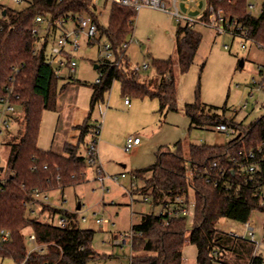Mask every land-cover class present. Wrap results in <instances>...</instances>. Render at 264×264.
Instances as JSON below:
<instances>
[{"label":"trees","instance_id":"obj_1","mask_svg":"<svg viewBox=\"0 0 264 264\" xmlns=\"http://www.w3.org/2000/svg\"><path fill=\"white\" fill-rule=\"evenodd\" d=\"M203 4L200 21H208L210 6L223 8L238 18L250 39L264 47V0L259 15L249 12L250 0H203ZM82 12L93 16L115 57L109 63L98 61L103 77L100 83L90 84L91 114L104 102L115 81L120 82L126 97H157L161 112L178 110L176 63L172 58L150 56L149 68L153 67L157 75L155 90L140 81V71L131 68L126 50L135 29L136 9L113 5L107 27L100 24L92 0L66 3L30 0L23 10H9L0 25L3 28L0 29V98L9 96L10 103L23 114L12 117V121L20 123V128L6 143L9 176L0 178V232L3 229L11 232L9 242L0 241V255L16 264H88L103 258L93 248L95 231L81 228L77 211L41 204L34 197L35 191L47 194L82 184L91 166L87 156L81 153L82 146L88 145L86 137L95 134V126L88 120L77 127L80 132L77 141L66 142L62 154L38 146L43 114L55 110L57 97L67 85L61 82L73 76L56 77L47 62L48 39L34 54L38 37L31 33L38 16L57 23L67 15ZM196 23H180L177 31V65L181 74L190 70L202 43ZM67 58L70 60L72 55L68 54ZM262 85L264 91V80ZM183 110L191 120V129L225 124L235 131L234 138L220 146L191 144L189 158L180 142L174 149L161 146L153 165L132 172L134 180L143 181L137 193L154 207L170 206L176 210V199L184 198L189 204L193 190L194 215L191 230L188 217L142 215L140 223L131 229L134 236L130 264H183L186 242L197 248V264H260L263 257L257 253L256 243L231 236L219 223L222 219L244 223L250 220L253 211L264 213V205L256 196L264 187V146L263 152L258 153L256 172L248 173L243 167L250 151H258L264 145V115L246 124L227 118L224 108L219 111L217 107L193 103L186 104ZM30 203L41 204L42 213L49 212L52 217H66V227L30 218ZM27 228L36 242L44 245L42 251L28 249L24 234Z\"/></svg>","mask_w":264,"mask_h":264},{"label":"rangeland","instance_id":"obj_2","mask_svg":"<svg viewBox=\"0 0 264 264\" xmlns=\"http://www.w3.org/2000/svg\"><path fill=\"white\" fill-rule=\"evenodd\" d=\"M6 1L14 10L19 11L25 9L30 0H24L22 4H15L11 0ZM163 1L166 3L168 12L150 7L138 10L134 33L128 39L126 54L132 69L141 67L144 62L151 64L150 56L157 59L172 58L175 61L174 75L177 84L178 110L161 112L160 101L157 97H126L122 94L120 82L115 81L110 91L105 94L104 102L95 107L92 117L88 120L91 123L98 118L96 123H101L103 129L107 111L117 113L125 107H133L130 115L119 116L116 123L117 128L111 129L112 139L115 142V147L111 151L105 146V152L100 153V144L104 140V131L101 129L97 151L99 163L104 171L103 185L96 173V167L90 166L86 173V180L82 184L55 189L48 193L50 203L64 210L72 211L79 204L82 205V209L78 211L80 226L83 229L95 231L93 248L103 256L102 259L90 261L88 264H130L131 244L114 245L113 237L118 234H130L132 226L140 223L142 215L159 213V207H153L137 193L143 181L133 180L132 177L133 171L149 167L156 162V151L159 147L174 149L175 145L180 142L184 147L185 156L189 158L191 144L220 146L229 143L234 138V134L219 132L215 127L191 129V120L183 110L186 104L198 103L208 107H217L219 111L224 108L227 118H233L235 121L246 124L264 115V91L259 89L262 79L259 69L264 68V49L251 41H246L247 47L242 49L240 38L218 33L199 19L196 20L195 28L202 34V43L190 70L181 74L177 65L176 41L179 25L180 23L185 24V20L179 22L169 13L174 10L172 0ZM250 3L256 6L252 13L259 15L263 0H250ZM95 4L100 24L107 27L113 4L107 0H97ZM178 9L185 13L182 5L178 6ZM80 40L81 48L75 52L78 66L73 76L76 80L86 82V84H95L99 77V70L95 69L99 60V45H91L85 36H81ZM100 42L105 44L106 39L102 38ZM225 45L231 46V49L227 50ZM241 61H243V66ZM140 81L147 83L152 90H155L157 75L154 68L141 70ZM90 91L89 87H82L78 103L81 116L86 113L85 108L88 111ZM126 98H129L131 103L127 106L125 105ZM245 104L246 107H244ZM0 111H2L1 105ZM22 114L23 112L20 111L19 115L22 116ZM43 116L45 124L49 127L52 124V112H45ZM10 117L11 115H8L7 119L10 120ZM0 129L4 130L5 127L0 124ZM49 132L50 129L47 128L44 139L50 138ZM124 134L139 135L143 140L141 150L125 151V144H121V137ZM4 138L5 135L0 134V168H5L3 172H0V177L7 178L9 169L7 150L3 146ZM92 140V135L86 137L87 144ZM86 149L87 145L82 146L81 153L85 157L87 156ZM121 174L125 177L122 178ZM114 176H118L119 181H114L112 179ZM132 180L136 182L133 187L131 186ZM190 199L194 204L193 190H190ZM35 208L34 214L29 212L30 218H37L42 222H54L48 212L41 213L39 206ZM193 215L194 205L188 216L189 230L193 226ZM82 217H86L87 222L80 220ZM97 219L103 220V223L97 224ZM250 221L255 224L254 241L257 253L262 255L264 261V213L253 211ZM219 227L223 231H228L230 227L243 230L241 223L228 219H222ZM24 234L26 245L31 250L33 248V244L29 241L32 234L31 229H25ZM196 257L197 248L190 242H186L183 250V264H197ZM0 264L16 263L13 259L3 258L0 255Z\"/></svg>","mask_w":264,"mask_h":264},{"label":"built area","instance_id":"obj_3","mask_svg":"<svg viewBox=\"0 0 264 264\" xmlns=\"http://www.w3.org/2000/svg\"><path fill=\"white\" fill-rule=\"evenodd\" d=\"M59 3H66L69 0H58ZM110 1L113 5H118L126 8H133L137 11L143 7H150L159 9L162 11H166V3L163 0H107ZM11 2L15 4H22L24 0H11ZM95 2L97 0H92V3L96 6ZM190 4L191 2H198V0H187ZM29 3V2H28ZM178 0H172L174 10L169 12L171 15L175 16L176 19L181 22L182 20L189 22H197L192 19H188L180 14L178 9ZM256 6L252 3L249 4L248 9L249 12L252 13ZM10 4L6 0H0V25L3 20L6 19L7 13L9 10H12ZM5 13V14H4ZM208 21H206V25L215 29L218 33L221 34H230L234 38H240L241 44L240 47L242 49H246V41H251L257 44V46L261 49H264L262 45L253 41L249 38L246 30L239 24L238 18L231 16L226 13L223 8L216 9L214 6H210L208 10ZM2 30V26H0ZM31 33L34 37H38L34 54H36L43 46V44L48 39V52H47V62L53 67L55 71V75L58 78H62L65 76H73L76 72L77 61L75 58V52L79 51L81 48V36H85L88 39V42L91 45L98 44L99 45V62L101 63H109L115 60L113 52L111 50V44L106 41L105 44H102L100 40L103 38L97 22L94 20L93 16L88 14L87 12H82L77 15H67L65 18H61L57 23H50L48 19L38 16L34 22V25L31 29ZM227 50L231 49V46L225 45ZM72 55V58L69 60L67 55ZM149 68V64L144 62L141 67H136V71L147 70ZM260 74L262 76L261 82L259 83V89L263 90L262 81L264 80V68L260 67ZM103 74L99 72V77L96 83H100L102 80ZM9 95H11V91H9ZM126 104H130L129 98L125 100ZM0 105L2 106L1 114V122L0 124L8 129L9 119H7L8 115H14L16 113V107L13 106L9 101V96L0 98ZM246 107V104L245 106ZM102 124L96 123L94 128V136L93 140L87 145V161L91 166L96 167V173L98 175L99 180L102 185L104 182V171L99 163L97 146L99 144V136L101 133ZM216 130L222 133L234 134L235 131L225 124H221L216 127ZM142 143V139L138 136H128L125 142V151L131 152L135 151ZM262 145L258 151H250L248 154V160L243 165L248 173H255L258 169L259 161H258V153L263 152ZM216 165V164H215ZM190 175H193V172H190ZM122 177H125L123 174ZM114 181H118L119 177H112ZM134 180V179H133ZM136 185V182L133 183V186ZM256 196L260 197L261 204L264 205V187L262 190L256 193ZM34 197L38 203L51 205L49 197L38 191H35ZM145 201H148L147 199ZM175 204L178 205V209H173L170 206H162L159 207L160 211L156 215H168L172 216H182L188 217L191 214V207L194 205L192 202L187 204L184 198H177ZM174 204V205H175ZM34 203H30L28 205L29 212L31 213V208ZM153 206V204H151ZM154 207V206H153ZM155 214V213H151ZM83 222H87L86 217H82ZM53 224L60 228L66 227L68 221L66 217L57 216V218L53 219ZM96 223L101 225L103 220L97 219ZM243 230L240 231L238 228L230 227L227 231L228 234L234 237H239L242 239H248L252 242H255V224L250 220L244 223H241ZM133 232L130 234H118L113 237V244L117 246H123L126 243L132 244L133 240ZM11 239V232L9 230H1L0 232V241L1 243H7ZM29 241L33 244V248L31 251H42L44 245L38 244L36 242V238L33 234L30 235ZM256 243V242H255ZM257 249V248H256ZM221 264V263H219ZM260 264H264L262 261Z\"/></svg>","mask_w":264,"mask_h":264},{"label":"crops","instance_id":"obj_4","mask_svg":"<svg viewBox=\"0 0 264 264\" xmlns=\"http://www.w3.org/2000/svg\"><path fill=\"white\" fill-rule=\"evenodd\" d=\"M178 1H179L178 6L182 5V10L185 12V13H182L180 11L181 15H183L184 17H186L188 19H192L195 21L200 19L203 8H204L203 0H198V2H196V3L191 2L190 4L187 2V0H178ZM182 1L184 3H182ZM83 83H86V82H81L79 80H76V78H74V76H73V79L67 78L61 82L62 85L63 84H67V85L63 89V91L59 94V96L57 97L55 110L45 111V112H52V117H51L52 124L49 126L50 128L48 127V125L45 124L44 116L42 119V124H41L39 139H38V146L40 148H42L44 150H50V151L57 153V154H62L64 151V146H65L66 142H68V141L76 142L77 141V138L80 134L77 127L79 125L84 124L87 120H89L92 117L90 103H91V97L93 94V89L89 84H83ZM83 86L89 87L91 90L89 92V95H90V102H89L90 112H89V108H88V111H87V108H85L86 113L83 114V116H81L79 114L78 103H79V97H80V94L82 92ZM125 105L127 106L129 104L125 103ZM132 109H133V107H125V108H123V110H120L117 113H111L110 111H107V113L105 115V123H104L103 129H102L104 131V133H103L104 134V138H103L104 140L100 144V153L105 152V146L110 151L113 149V147H115V142L112 139V132L113 131L111 129L117 128L116 123H117V120L120 118L119 116L130 115ZM19 112H20V110L17 109L14 116L19 115ZM90 114H91V116H90ZM87 115H88V117H87ZM14 116L12 115L10 117V120H9L10 126L8 129H4V130L0 129V134L5 135V138L3 139V146H5V148L7 150V160H8V156H9V148L6 145V143L8 141H11L13 139V137H15V135L17 134V132L19 131V128H20L19 122L12 121V119H13L12 117H14ZM81 121H83V122H81ZM94 121L95 122H91V123L89 122V124L91 126H95L96 122H98V118H96ZM46 123H47V120H46ZM47 128H48V130L50 129V132H49L50 138L44 139V134H45V131H47ZM131 135L132 134L122 135L121 144L124 145L127 137L131 136ZM134 136L140 137L139 135H134ZM142 147H143V140H142L141 145L135 150V152L141 150ZM123 167L125 168V165ZM3 169L5 170V168H3ZM3 171H0V172H3ZM121 175H123V174H121ZM0 178L3 179L2 177H0ZM122 178H124V177H122ZM133 183L134 182L132 180L131 181L132 187H133ZM48 193L46 194L47 196H48ZM36 206L40 207L41 213H42L41 204H34L31 208L32 209L31 213L34 214L36 212V208H35ZM51 206L62 209L61 207H58L56 205L51 204ZM81 209H82V205H81ZM75 211H77V208L75 210L70 211V212H75ZM44 213H47V212H44ZM48 214H49V212H48ZM77 214H78V218H79V213H77ZM57 216L52 217L50 215V217L52 219H55Z\"/></svg>","mask_w":264,"mask_h":264},{"label":"water","instance_id":"obj_5","mask_svg":"<svg viewBox=\"0 0 264 264\" xmlns=\"http://www.w3.org/2000/svg\"><path fill=\"white\" fill-rule=\"evenodd\" d=\"M5 14V13H4ZM241 65L243 66V61H241ZM99 68V66H98V64L97 65H95V69H98ZM4 169L3 168H0V171H3ZM81 209V205L79 204L78 206H77V211H79Z\"/></svg>","mask_w":264,"mask_h":264}]
</instances>
